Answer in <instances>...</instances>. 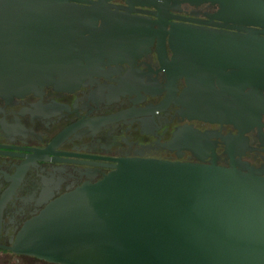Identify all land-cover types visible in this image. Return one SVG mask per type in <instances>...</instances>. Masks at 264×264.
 I'll list each match as a JSON object with an SVG mask.
<instances>
[{
    "label": "water",
    "instance_id": "1",
    "mask_svg": "<svg viewBox=\"0 0 264 264\" xmlns=\"http://www.w3.org/2000/svg\"><path fill=\"white\" fill-rule=\"evenodd\" d=\"M99 1L85 7L68 0H0V93L53 81L77 86L90 73L83 62H93L91 50L120 48L123 42L107 37L105 25L96 26L108 15L106 0ZM241 1L239 20L263 27V0ZM239 30L236 45L228 34L188 36L205 55L213 52L215 63L238 67L237 99L211 100L224 92L207 88L205 101H193L191 111L200 117L239 124L257 106L264 38L262 30ZM113 31L122 35L120 28ZM6 248L52 264H264V177L241 162L223 167L121 158L101 179L49 202Z\"/></svg>",
    "mask_w": 264,
    "mask_h": 264
},
{
    "label": "flooded vegetation",
    "instance_id": "2",
    "mask_svg": "<svg viewBox=\"0 0 264 264\" xmlns=\"http://www.w3.org/2000/svg\"><path fill=\"white\" fill-rule=\"evenodd\" d=\"M68 1L85 7L100 3ZM242 4L106 0L107 20L98 19L96 26L105 25L107 37L123 45L91 50L93 62H83L90 73L77 86L53 81L19 94L0 93V256L52 264L6 247L49 202L101 179L121 158L223 167L241 162L264 177V89H256L257 106L239 124L191 111L193 101L206 100L207 88L224 92L211 100L237 99V64L215 63L214 53L205 55L188 36L228 34L236 45L244 27L262 30L264 38V26L239 20ZM114 28L122 35H111L117 34ZM244 94L249 100L251 88Z\"/></svg>",
    "mask_w": 264,
    "mask_h": 264
},
{
    "label": "rangeland",
    "instance_id": "3",
    "mask_svg": "<svg viewBox=\"0 0 264 264\" xmlns=\"http://www.w3.org/2000/svg\"><path fill=\"white\" fill-rule=\"evenodd\" d=\"M0 264H38L35 261H25L20 259H10L9 257L0 256Z\"/></svg>",
    "mask_w": 264,
    "mask_h": 264
}]
</instances>
